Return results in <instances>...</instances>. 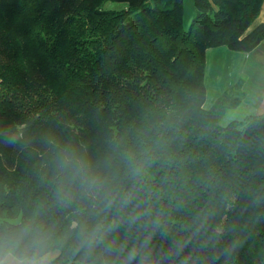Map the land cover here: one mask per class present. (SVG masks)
Segmentation results:
<instances>
[{
  "label": "trees",
  "instance_id": "1",
  "mask_svg": "<svg viewBox=\"0 0 264 264\" xmlns=\"http://www.w3.org/2000/svg\"><path fill=\"white\" fill-rule=\"evenodd\" d=\"M194 2L184 29V0H0V261L58 250L52 264H90L81 232L103 215L56 196L72 145L111 160L125 189L131 162L154 212L177 228L210 212L241 243L234 264H264V114L221 125L241 80L205 106L207 49H253L263 0Z\"/></svg>",
  "mask_w": 264,
  "mask_h": 264
},
{
  "label": "clouds",
  "instance_id": "2",
  "mask_svg": "<svg viewBox=\"0 0 264 264\" xmlns=\"http://www.w3.org/2000/svg\"><path fill=\"white\" fill-rule=\"evenodd\" d=\"M9 143L20 129L4 133ZM56 196L66 204L87 203L103 219L81 232L90 264H234L241 243L238 238L221 240L210 230V212L187 225L175 227L162 213L154 212L150 196L140 183L141 171L128 164L131 188H122L111 160L93 161L72 145L59 149L55 157Z\"/></svg>",
  "mask_w": 264,
  "mask_h": 264
},
{
  "label": "crops",
  "instance_id": "3",
  "mask_svg": "<svg viewBox=\"0 0 264 264\" xmlns=\"http://www.w3.org/2000/svg\"><path fill=\"white\" fill-rule=\"evenodd\" d=\"M264 23V0L259 14L250 29ZM242 81L243 99L236 107H241L245 116L264 114V38L249 51H235L226 46H218L206 51L207 98L205 106L234 85ZM58 253L50 251L38 258H19L8 254L0 264H51Z\"/></svg>",
  "mask_w": 264,
  "mask_h": 264
},
{
  "label": "rangeland",
  "instance_id": "4",
  "mask_svg": "<svg viewBox=\"0 0 264 264\" xmlns=\"http://www.w3.org/2000/svg\"><path fill=\"white\" fill-rule=\"evenodd\" d=\"M110 7H120L121 4L119 3H110ZM196 15V8L194 0H184V17H183V28L189 29L193 18ZM245 114L241 107H232L228 109L221 119V125L225 126L231 120L234 119H243ZM58 253V250H53ZM52 264V263H51Z\"/></svg>",
  "mask_w": 264,
  "mask_h": 264
}]
</instances>
